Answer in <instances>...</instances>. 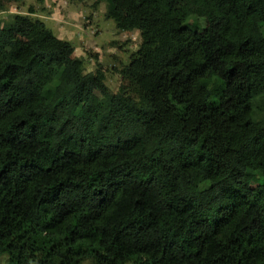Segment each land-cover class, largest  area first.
Wrapping results in <instances>:
<instances>
[{"label":"trees","instance_id":"trees-1","mask_svg":"<svg viewBox=\"0 0 264 264\" xmlns=\"http://www.w3.org/2000/svg\"><path fill=\"white\" fill-rule=\"evenodd\" d=\"M102 2L117 92L0 20V264H264V0Z\"/></svg>","mask_w":264,"mask_h":264},{"label":"rangeland","instance_id":"rangeland-1","mask_svg":"<svg viewBox=\"0 0 264 264\" xmlns=\"http://www.w3.org/2000/svg\"><path fill=\"white\" fill-rule=\"evenodd\" d=\"M95 0H15L0 6V20L14 14H31L46 23L60 38L75 44V56L86 61V71L101 68L112 92L122 83L120 69L140 46L149 45L138 29L118 31L115 22L105 16L106 3L92 6ZM15 9V12L12 11ZM33 13V14H32ZM190 21H193L190 19ZM204 25L203 19L197 20Z\"/></svg>","mask_w":264,"mask_h":264},{"label":"clouds","instance_id":"clouds-1","mask_svg":"<svg viewBox=\"0 0 264 264\" xmlns=\"http://www.w3.org/2000/svg\"><path fill=\"white\" fill-rule=\"evenodd\" d=\"M12 1H15V0H12ZM4 2H7V1H3V4H4ZM3 4H2V5H3ZM2 5H1V6H2ZM12 11L15 12V9H12ZM16 14H21V13H16ZM32 14H33V13H32ZM23 15H31V14H23ZM31 16H32V15H31ZM10 19H11V18H10ZM7 21H8V20H7ZM7 21H6V22H7ZM43 22H44V21H43ZM4 23H5V22H4ZM44 23H45V22H44ZM45 24H46V23H45ZM133 30H134V29H133ZM52 31H53V30H52ZM118 31H119V30H118ZM125 31H129V30H125ZM121 32H122V31H121ZM140 33H141V32H140ZM54 34H55V33H54ZM55 35H56V34H55ZM56 36H57V35H56ZM59 38H60V37H59ZM65 40H66V39H65ZM73 44H74V43H73ZM74 46H75V44H74ZM140 47H141V46H140ZM140 47H139V48H140ZM75 50H76V46H75ZM135 52H136V51H135ZM74 53H75V52H74ZM132 54H133V53H132ZM132 54H131V55H132ZM74 56H75V54H74ZM75 57H78V56H75ZM130 57H131V56H130ZM80 58H83V57H80ZM83 59H84V58H83ZM130 60H131V59H130ZM84 61H85V60H84ZM129 62H130V61H129ZM129 62H128L127 64H129ZM124 65H126V64H124ZM124 65H123V66H124ZM96 68H97V67H96ZM122 68H123V67H122ZM122 68L120 69V74H121V76H122V73H121ZM95 70H96V69H95ZM95 70H92V71H86V61H85V71H86V72H93V71H95ZM104 72H105V71H104ZM122 81H123V78H122ZM106 84H107V83H106ZM107 85H108V84H107ZM108 86H109V85H108ZM119 87H120V86H119ZM109 88H110V87H109ZM118 89H119V88H118ZM110 90H111V89H110ZM115 92H117V91H115Z\"/></svg>","mask_w":264,"mask_h":264}]
</instances>
